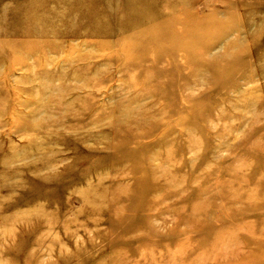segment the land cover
Listing matches in <instances>:
<instances>
[{
	"label": "rangeland",
	"instance_id": "1",
	"mask_svg": "<svg viewBox=\"0 0 264 264\" xmlns=\"http://www.w3.org/2000/svg\"><path fill=\"white\" fill-rule=\"evenodd\" d=\"M0 264H264V0H0Z\"/></svg>",
	"mask_w": 264,
	"mask_h": 264
},
{
	"label": "bare ground",
	"instance_id": "2",
	"mask_svg": "<svg viewBox=\"0 0 264 264\" xmlns=\"http://www.w3.org/2000/svg\"><path fill=\"white\" fill-rule=\"evenodd\" d=\"M131 4L138 5L140 6L141 10L145 9V11L152 10V8L154 7V3H131ZM28 9H30V7H28ZM172 18L170 19L171 25L167 29L164 28L165 30H163L161 28L160 29L153 28V30H151L152 31L151 33L153 34L154 32H156L154 36L155 38H153L152 40L153 41H155L156 39L157 40L153 43H157L160 46L161 40L169 39L171 41V43H169L167 47L163 46L162 48L165 54L164 57H173V56L178 57L179 53H183V52L187 54L188 53L192 54V51H194V49H196L198 45L204 46V48H206L205 44L203 45V42L205 40L204 37L200 39V35H197L195 32L191 30H187L193 28V25H191L192 17L190 14H183L182 17L180 16L177 18L176 17H172ZM180 25L181 26L185 25V31H178L177 28ZM187 54H185L186 56L184 57L185 62L191 63L192 61L195 60L197 56V55L194 56L195 54H192L190 57L187 56ZM164 57L162 55V58ZM164 159L165 161H167L170 158L169 156L165 155Z\"/></svg>",
	"mask_w": 264,
	"mask_h": 264
}]
</instances>
